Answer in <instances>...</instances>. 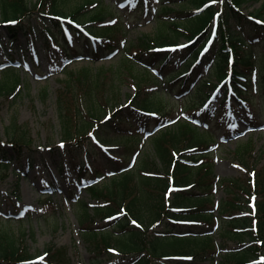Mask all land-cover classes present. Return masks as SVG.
<instances>
[{"label": "trees", "instance_id": "trees-1", "mask_svg": "<svg viewBox=\"0 0 264 264\" xmlns=\"http://www.w3.org/2000/svg\"><path fill=\"white\" fill-rule=\"evenodd\" d=\"M208 1H212V5L199 15L173 21L160 18L161 28L154 38L145 36L139 38L137 43L130 42L126 48H121L119 41L116 40L121 27L103 25L107 10L100 0H0L1 21L14 37L27 28L26 23L32 17H37L42 21L40 32L45 37H54L56 46L58 43L55 37L63 36L67 30L81 35V30L76 27L79 25L97 36L108 35L110 42H103L102 51L120 49L121 58L114 67L99 69L87 67L79 71H68L64 86L57 95L64 151L74 162L81 161L78 168L81 177L84 176L82 173L88 172V166L91 165L84 163L86 162L83 159L84 155L93 156L96 151L91 138L93 134L104 143L109 142L115 137L106 133L107 130L113 129L115 123L123 122L122 111L116 110L115 81L122 80L126 74H130L135 81L138 79L139 82L135 83L137 94L131 99L132 105L161 118L169 115L165 106L163 107L165 90L162 86L187 73L195 57L180 66L171 80L167 81L154 75L150 66L140 64L138 56L146 53L151 61L165 63L171 53L155 52L153 47L167 44L176 46L182 36L192 39L202 34V31L209 30L215 15L220 14L222 21L212 49L215 53L213 74L218 80L230 76L234 94L251 106L257 101V96L264 101V0H182L179 8L182 11L190 7L200 9ZM251 1L263 2L261 8L249 17L244 15L241 9ZM87 6L92 7L88 17L83 13ZM170 11L174 10L165 6L162 13L164 15ZM88 22L99 25L100 28H93L97 32L86 27ZM233 24L237 26L235 31L232 30ZM179 27H182L184 32H179ZM196 46L197 43L182 50L184 56L190 55ZM63 51L67 57L70 56L68 49ZM230 53L234 56L232 65L227 62ZM256 70L258 80L254 83L251 78ZM5 76L4 79H0V96L14 92L19 84L17 73L7 72ZM191 81L192 78L186 83L185 80L172 82L171 88L175 91L176 84L180 87L190 84ZM208 84L209 82L204 80L202 86L194 88V93H190L187 98L190 101L188 107L197 104L199 101L197 98H200L199 104L204 103L207 97V93H204L205 88H210ZM147 85L156 89L150 87L149 90L145 87ZM43 92L45 97L47 91ZM108 113L111 117L103 121ZM158 123L159 119L156 117L144 120V125L149 128ZM6 128L11 147L2 142L0 135V171L9 168L11 150L24 155V152L30 151L33 145L28 130L19 125L15 118ZM138 135L127 134L120 139L132 141L135 149L141 144ZM149 139L152 145L151 153L138 157L132 168L125 169L113 160L109 162L119 168L120 172L111 178L110 183L103 182L90 187L91 197L97 200L96 206L91 209L87 202L78 204L79 212H82L80 221L83 233L86 239L94 244V256L97 257L100 251L104 254V259L113 261L119 255L117 264H195L194 260L187 262L168 258L175 253L191 254L196 260L202 261L203 258L212 259L209 253L212 254L216 246L213 234H209L208 231L213 230L218 222L217 232L226 241L253 243L241 251L225 254L226 261L245 264L263 254L264 197L257 204V214L254 216L257 218V230L253 228L251 215L236 217L233 215L241 209H247L244 203L253 193L264 196V166L256 171L253 186L250 185L249 179H219L215 176L210 154L204 151L216 140L206 132H201L186 118H180L172 127L160 130ZM253 149L254 144L251 140L240 143L235 151L236 159L250 170H254L249 164ZM132 153L133 149L129 148L127 159ZM27 158H30V155H27ZM190 162L199 164L191 165ZM93 164H97V161ZM93 172L97 173L94 170ZM219 184L225 187L231 198L217 204L212 187ZM170 185L182 189L167 196ZM215 211H218V216L215 215ZM105 219L109 224H114V231L111 228L98 231L84 225ZM131 220H136L138 226L131 224ZM190 220L198 225L177 223ZM115 230L119 232L116 233ZM191 230L206 234L178 236L179 233ZM24 238V231L17 233L14 230L0 228V264H34V256L27 249ZM257 241L261 244L258 245ZM112 248L116 254L108 251ZM44 256L49 262L61 264L70 262L68 248L64 246H48ZM164 257L171 261L164 262L162 260ZM99 261L98 259L94 263Z\"/></svg>", "mask_w": 264, "mask_h": 264}, {"label": "rangeland", "instance_id": "rangeland-1", "mask_svg": "<svg viewBox=\"0 0 264 264\" xmlns=\"http://www.w3.org/2000/svg\"><path fill=\"white\" fill-rule=\"evenodd\" d=\"M100 1L107 10L106 17L110 23L112 19L120 20L119 24L123 27L126 38L120 35L119 38L120 40L125 39L128 44L134 41L137 43V39L145 36L154 38L158 34L161 28L158 20L159 15L168 2L175 9V12L169 13L168 18H181V16L185 17L194 12V9L190 7L183 11L186 13H181L180 8L175 5V2L180 0ZM262 2L251 1L247 3L243 6V12L245 14L254 13L261 8ZM91 10V6H87L83 13L88 17ZM29 23L31 32L27 35H20L18 39L11 41V34L0 22V79L6 77L5 74L8 71L5 72L4 69L9 67H16V72L20 75V85L17 86L16 90L8 95L0 96V135L2 142L11 147L10 141L7 139L6 127L15 118L19 125L28 130L33 141L30 151H25L26 154L30 155L32 164H28L26 158H21L17 152L11 150L9 154L11 166L0 171V228L14 230L17 233L24 231L27 249L35 257L45 251L48 246H64L68 248L70 255V262L67 264H117L119 255L111 261L104 259V254L99 251L98 256L95 257L94 244L88 241L83 233L80 221L81 212H79L76 200L85 201L90 207L96 202L91 198L89 191L84 190L88 183L79 180L77 171L72 167L71 158L68 155H63L62 150L58 149V145L63 139L57 109V95L64 86L66 72L87 67L93 69L114 67L118 65L121 57L119 54H115L111 58H100L99 54L91 56L88 45L84 41L81 43L79 52H70L71 59H62L56 52L46 50L47 41L38 32L41 21L34 17ZM89 26L91 27L92 24L89 23ZM91 28L93 29V27ZM235 29L236 25L232 27V30L235 31ZM94 32L96 31L94 30ZM179 32L182 31L179 30ZM184 35L186 34L184 33ZM60 39V43L64 45L65 39ZM187 40L186 37L182 36L179 43H186ZM143 57L146 58V55ZM176 58H181V54H177ZM213 58L214 54L211 52L205 58L204 66L200 69L202 74L198 78L196 77L195 81L200 80L203 76L210 77L207 75L209 69L207 64H211ZM17 63H21L22 66L17 67ZM167 71L168 69L164 73L166 74ZM135 73H137V69ZM209 80L212 84H217L214 76L210 77ZM136 82L139 80L136 79L135 81L130 74H126L122 80L115 81L116 105L123 109L126 118L135 112L129 102V97L136 94L134 86ZM182 88L170 95L166 93L162 99L163 107L168 103L167 109L173 108V114L165 118V120L170 121L166 126L173 123V119H177L182 114L195 121L200 118L199 114L203 109L182 111L190 102L188 97L184 98L183 101L180 100L179 95L182 93ZM43 91H47L45 97ZM218 91L216 89L212 92L213 102L210 99L208 103L215 111L226 108L225 112L217 115L210 127L211 131L217 135V144L212 147L213 151L210 156L214 164V173L219 179L240 178L247 180V177L250 176L249 168L236 159L235 151L239 143L252 140L254 150L249 159V164L256 171L264 165V101L260 96H257V101L252 107H246L234 101L231 103L232 107H229L227 103L224 104L221 101V94H219L221 90ZM205 121L201 122L202 127L206 126ZM126 129L127 127L123 128L124 131ZM107 131L114 137L119 135L118 129L113 131L108 129ZM106 143L123 147L119 153H124L126 156L125 152L128 148L126 141L111 139ZM143 149L144 154L140 156L152 151L149 143H146ZM101 150L103 151V149ZM97 159L99 163L95 167H98L99 171L100 169L103 172L113 170L107 165L104 153L99 152ZM109 180L107 181L109 182ZM18 182L20 183L19 190L16 188ZM212 188L215 202L231 198V195H228L222 185L219 184ZM46 191L51 192L52 196H42ZM263 197L258 194L256 201L259 202ZM215 215H218L217 212ZM84 225L85 227L86 225L91 226L98 231L110 228L114 231V225L106 224L104 220H97L93 224L90 222ZM115 232L118 233L119 230H115ZM214 236L216 243H223L218 232L214 231ZM230 245L232 247L237 246L236 243L232 242ZM98 259L101 262L94 263ZM216 260L218 264L223 261L218 255ZM198 263L209 264V261ZM36 264L61 263H48L37 259ZM213 264L215 263L213 262Z\"/></svg>", "mask_w": 264, "mask_h": 264}]
</instances>
